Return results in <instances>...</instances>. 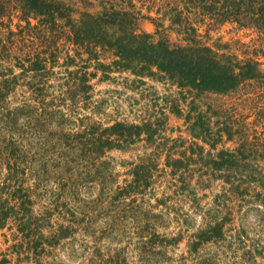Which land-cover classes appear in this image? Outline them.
<instances>
[{
	"label": "trees",
	"instance_id": "trees-1",
	"mask_svg": "<svg viewBox=\"0 0 264 264\" xmlns=\"http://www.w3.org/2000/svg\"><path fill=\"white\" fill-rule=\"evenodd\" d=\"M175 1L181 7H172L169 19L172 28L183 35L186 42L183 46L171 45L160 30L159 22L155 21L158 40H154L153 34L142 31L139 22L154 19L142 14L133 0H99L100 10L95 13L75 8V2L93 7L88 0H0V33L5 29L4 38L0 37V174L5 167L7 173L1 180L4 185L14 184L15 187L7 198L0 196V228L6 226L8 219H18L19 231L25 233L24 237L30 242L33 241L36 256L43 250L38 252V248L48 240L42 234L43 224L31 215V189L23 188L27 165H31L28 170L36 186L44 182L42 179H53L61 186L58 194L54 195L70 211L67 202H81V187L92 181L99 185V192L94 200L88 202L89 205L105 202L107 197L113 201L122 198L135 201L136 195H144L154 183L152 170L157 169L155 161L162 155L155 153V150L162 152L167 147L168 139L159 135V117L152 114L139 116L134 122L115 121L107 127L87 117L78 120V127L69 125L66 113L55 108L66 101L70 102V109L79 104L86 106L91 97L90 81L97 76L98 70L102 72L100 80H107L113 72L132 73L137 77L153 76L158 72L174 80L182 89L218 94L233 91L246 81L264 82V70L260 69L258 60H240L235 55L221 52L227 47L213 48L197 32L206 23L208 27L232 23L264 36V0ZM75 14L79 18H74ZM13 16L25 23L23 27L17 25V32L10 29ZM5 18L7 24L4 23ZM32 19L36 24L31 25ZM61 41L73 45L78 56L88 54L86 61H97L101 53L110 54L114 60L109 64L98 63L94 67L95 72H88L86 63L76 70L65 69L64 75L59 78V93L52 94L49 92V75L52 72L47 70V66L49 61H52L51 65L55 63ZM67 59V63H73L69 56ZM12 60L22 70L19 74L2 64ZM20 80L28 94L21 105L9 109L8 97L21 85ZM161 113L164 117V112ZM203 117L199 115V121ZM142 141L148 148L155 149L139 159V163L130 170L129 174L133 177L131 183L116 185L115 189L107 188L104 185L105 177L95 168L100 159L113 147ZM245 146L246 143L239 157L226 154V158H221L208 154L204 160L199 153L197 159H193L186 152L177 159H172L169 154L165 157L164 164L169 171L162 173L163 178L171 176V180L166 181L167 188L174 185L181 193L190 194L192 205L198 206L195 190L209 187L216 179H222L227 184L224 185L220 202L224 208L223 218L219 220L220 211L213 209L212 215L208 214L210 222L200 238H223L225 224L233 221L232 207L237 205L240 210L253 200L264 204V170L253 169V163L248 162ZM191 154H194V150H191ZM197 161H205L204 165L211 167L206 166L207 172L196 174L188 166L197 164ZM104 163L102 161L98 166ZM225 164L244 167L245 172L217 174ZM196 176L198 178L195 180ZM257 187L263 193L256 191ZM159 205H165L163 196L151 207ZM159 215L150 211L137 215L136 218L140 219L137 223L143 225L140 234H152L153 239H158L155 224L150 223L149 219H159ZM25 217L27 219L23 222ZM68 229V226H59L51 235V240L65 237ZM154 243V240L145 241L140 247L145 251L148 245ZM245 254L264 258V246L253 244ZM99 264H110V260H101Z\"/></svg>",
	"mask_w": 264,
	"mask_h": 264
},
{
	"label": "rangeland",
	"instance_id": "rangeland-1",
	"mask_svg": "<svg viewBox=\"0 0 264 264\" xmlns=\"http://www.w3.org/2000/svg\"><path fill=\"white\" fill-rule=\"evenodd\" d=\"M88 1L94 6L75 2V8L90 13L100 10L99 0ZM133 2L136 8L141 9L142 14L154 19L141 20L139 27L142 31L153 34L154 40H158L159 36L155 34L156 21L161 24L160 30L171 45L186 44L183 35L172 28L169 19L170 9L181 7L177 1ZM73 17L79 18V15L75 14ZM4 23L7 24V18ZM34 24L36 21L32 19L31 25ZM17 25L23 27L25 23L19 22L18 18L13 16L10 29L17 32ZM4 32L5 29L1 31L0 37H3ZM197 32L207 45L213 48L225 46L227 49H222L221 52L235 55L240 60L256 59L261 63L260 69L264 70L263 35L251 29L238 28L232 23L219 27H208L206 23L201 25ZM56 54L55 63L51 65L52 61H49L47 66V70L52 72L49 75V92L52 94L59 93V78L64 75L65 69L76 70L86 63L87 71L95 72L94 67L98 63L109 64L114 60L110 54L101 53L97 61H86L88 54L76 55L73 45L63 41L59 43ZM68 56L73 63H67ZM2 64L12 68L15 74L22 71L16 67L15 60L4 61ZM101 75L102 72L98 70L97 76L90 81L91 97L86 106L79 104L70 109V102L66 101L55 109L66 113L72 128L78 127V120L86 117L92 122L102 124L103 127L115 121L134 122L139 116L146 117L149 114L159 117V135L167 138L168 144L162 152L155 150V153L162 155L155 161L157 169L152 170L153 185L144 195H136L135 201L131 198L113 201L107 197L105 202L89 205L88 202L94 200L99 192V185L92 181L81 187V202H67V208L70 209L68 211L62 206V200L54 195L58 194V188L61 189V186L53 182V179L42 177L44 182L36 186L35 179L30 176L28 170L31 165H27L23 188L31 189V215L43 224L42 234L50 243L44 242L38 252L43 250L36 256L32 247L33 241L30 242L24 237L25 233L19 231L20 221L8 219L6 226L0 228V264H99L101 260H110V264H264V258L245 254L247 250H251L253 244L264 246L263 203L253 200L243 205L240 210L237 205L232 207L233 221L225 224L223 238H200L210 222L208 216L212 215L213 209L220 211L219 220L223 218L224 208L220 202L224 185L227 184H224L222 179H216L209 187L195 190L197 206L192 205L190 194L181 193L174 185L167 188L166 181L169 182L171 176L168 175L165 179L162 174L169 171L164 164L167 154L172 159L180 158L183 152L193 159H197V154L201 153L204 160L208 154L221 158H226V154L239 157L244 143L246 154L249 155L248 162L253 163V169L264 170V82L246 81L233 91L218 94L198 92L190 88L182 89L174 80L158 72L153 76L144 77L113 72L107 80H100ZM19 84L21 85H18L16 92L8 97L9 109L21 105L28 94L22 80ZM161 111L164 112V117ZM199 115L204 116L202 121H199ZM156 138L160 139L157 135ZM154 149L145 146L144 141L113 147L106 151L99 161L105 163L101 166H98V163L95 168L105 177L104 185L115 189L116 185L131 183L133 177L129 174L130 170L139 163V159ZM191 150H194L193 155ZM204 162L197 161V164L192 163L188 168L196 174L207 172L206 166L209 165H204ZM229 172L245 171L244 167L225 164L217 174L224 175ZM6 173L4 167L0 174L1 198H7L9 192L15 190L14 184L4 185L2 182L1 179ZM197 178L198 176L195 180ZM5 186L9 188H3ZM256 191L263 193L258 187ZM162 196L165 198V205L151 207L155 206ZM143 211L161 214L159 219H149L150 223L155 224L154 230L158 239H153L152 234H140L143 225L137 223L140 219L136 217ZM26 219L25 217L23 222ZM59 226L69 227L66 236L51 240V235ZM150 240L155 243L148 245L143 251L140 247L142 242Z\"/></svg>",
	"mask_w": 264,
	"mask_h": 264
}]
</instances>
